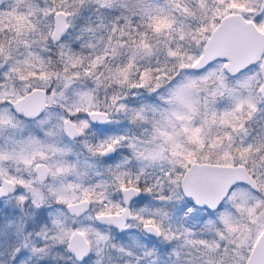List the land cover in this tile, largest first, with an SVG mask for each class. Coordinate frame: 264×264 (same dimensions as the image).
<instances>
[{"label":"clouds","instance_id":"obj_1","mask_svg":"<svg viewBox=\"0 0 264 264\" xmlns=\"http://www.w3.org/2000/svg\"><path fill=\"white\" fill-rule=\"evenodd\" d=\"M230 2L0 0V264H264V0Z\"/></svg>","mask_w":264,"mask_h":264},{"label":"snow or ice","instance_id":"obj_2","mask_svg":"<svg viewBox=\"0 0 264 264\" xmlns=\"http://www.w3.org/2000/svg\"><path fill=\"white\" fill-rule=\"evenodd\" d=\"M200 7L202 9L204 7L203 4H201ZM228 7L229 8H244V5L237 3L236 0H231V2L228 4ZM183 10L188 15H195V13L191 9H189L188 7H185ZM217 12H219V10H217ZM66 14L67 13H65V15ZM15 19L18 22H22L25 19V17L23 15H20V16H16ZM171 23L172 22H171V20L168 17H166V16L165 17L157 16V17H153L151 27L153 28V30L155 32L159 33V32H161L162 29L171 28ZM245 23L251 24L252 21H245ZM204 30L205 29H201V31H204ZM256 30L258 32H260L261 34H264V25H261V26L257 27ZM181 39H183V33L182 32H181ZM235 39H236L235 37H230V36H227V35L222 37V40H223V42L225 44V47L221 50L220 55L225 60H228V59L231 58L230 45ZM142 47L148 48V45L144 44V45H142ZM179 54L180 53L178 51H170L169 52V55H171V56H177ZM225 66H227V63L225 64ZM144 75L145 74H142V77ZM240 107H241V105L237 104V109L238 110L240 109ZM249 107H251V105H249ZM224 122L227 123L228 121L225 120ZM198 132H199V129L195 130V132L193 133V136H192L193 140L196 139V133H198ZM191 155L192 154L189 153L188 156L186 157V159L190 160ZM225 156L227 157V153L225 154ZM224 167H231V165H225ZM200 179L203 180V181H210L211 177H201ZM193 194L196 195L195 192Z\"/></svg>","mask_w":264,"mask_h":264},{"label":"trees","instance_id":"obj_3","mask_svg":"<svg viewBox=\"0 0 264 264\" xmlns=\"http://www.w3.org/2000/svg\"><path fill=\"white\" fill-rule=\"evenodd\" d=\"M17 3L19 4V8L17 9V11L23 13L26 10V6L28 4H30V1H28V0H17Z\"/></svg>","mask_w":264,"mask_h":264},{"label":"rangeland","instance_id":"obj_4","mask_svg":"<svg viewBox=\"0 0 264 264\" xmlns=\"http://www.w3.org/2000/svg\"><path fill=\"white\" fill-rule=\"evenodd\" d=\"M28 1H30V2H31V0H28Z\"/></svg>","mask_w":264,"mask_h":264}]
</instances>
